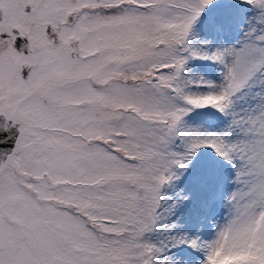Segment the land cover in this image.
Masks as SVG:
<instances>
[{"label": "snow or ice", "instance_id": "1", "mask_svg": "<svg viewBox=\"0 0 264 264\" xmlns=\"http://www.w3.org/2000/svg\"><path fill=\"white\" fill-rule=\"evenodd\" d=\"M0 264H264V0H0Z\"/></svg>", "mask_w": 264, "mask_h": 264}]
</instances>
